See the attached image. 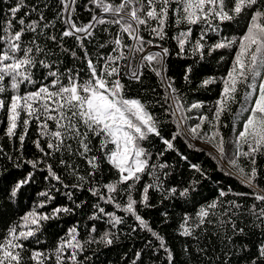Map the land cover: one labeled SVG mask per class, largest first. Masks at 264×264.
Wrapping results in <instances>:
<instances>
[{"label": "snow or ice", "instance_id": "obj_1", "mask_svg": "<svg viewBox=\"0 0 264 264\" xmlns=\"http://www.w3.org/2000/svg\"><path fill=\"white\" fill-rule=\"evenodd\" d=\"M9 2L10 0H0V3L4 4ZM90 2L110 18L105 19L104 16L93 14L87 24H78L77 20L73 19L77 11L78 0H58V9L52 20H48L44 14L49 7L48 3L45 2L43 7H40L39 0L35 4H27L25 0H12V6L8 8V15H0V112H4L7 116L6 135L13 137L16 135L17 127H21L18 140L22 147L28 127L31 121L35 120L38 135L46 139L47 149L52 150L47 152L41 147L39 140L34 141L44 156L58 152L62 155L67 153L69 157H82L90 166L91 171L88 175L92 177H95L96 173L100 171L102 161L110 164L117 171L119 179L103 187L107 189V193H128L126 207L122 211L130 213L140 226L159 241L160 247L167 253L169 264H172L174 256L171 250L166 247L164 237L153 231L149 224L137 214L136 205L138 202L131 195L132 188L150 167L151 154L142 142L148 140L152 135L160 136L158 121L140 99L125 97V85L121 83L119 62H125L123 64L124 74L130 80L139 83L143 75L142 69L147 65L161 77V82L164 83L165 78L162 73L165 70L164 59L168 55V49L161 48V51L143 55L145 45H152V40L145 41L141 35L142 26L150 35L154 34L156 38L164 39L165 29L169 26V14L172 13L173 23L176 26L182 23L187 25L204 23L207 25L208 31L219 35V25L214 21L224 23L233 21L242 14L250 13L246 32L242 36L221 38L208 47V54L220 49L238 48L232 69L223 80L224 96L217 101L214 115L218 121L220 115L227 110L228 101H235L237 86L242 83L246 85L250 91L244 94L246 103L242 107V111L249 112V115L236 137L238 151L234 154L231 163L239 169V173L244 177L248 186L255 188L256 185L252 183L257 176L255 157L257 154L264 155V0H90ZM85 8L90 12L93 11L87 8V5ZM34 14L35 18L29 19ZM56 21L64 26L59 35L46 33L47 29L56 27ZM104 24L118 26L111 41L113 48L111 54L97 53L96 58L93 59L89 55L84 41L94 35L98 25ZM125 34L133 42L132 44L124 42ZM206 36L207 31L202 32L199 39L195 40L190 48L191 51L198 52L201 57L204 55L206 47V44L201 41H205ZM190 37V28L179 34L181 53L185 51V45L190 43ZM65 38L74 39L83 52V62L87 67L84 77H81L78 69L68 68L62 71L60 68L62 61L59 57L55 60L51 59L55 53L52 48L48 47V41L53 42L60 52L67 53L69 49L63 46ZM106 46L107 44H100L98 48ZM152 46L161 47L160 45ZM137 53L141 54L139 61H136ZM71 55L76 57V52L72 51ZM134 61H136L135 64ZM40 68L45 70L44 76L39 80L34 79L33 69ZM185 79H188L187 74ZM214 82V79L206 80L204 84L208 85ZM21 85L34 86V90L21 94ZM167 88L170 89L169 99L173 101L176 110H183L184 106L179 102L180 98L176 94L177 90L172 82H167ZM6 92L11 95L5 96ZM253 97H255L254 102ZM6 100L7 110L5 111ZM202 106L201 103H194L187 111ZM21 113H24L22 121L20 120ZM197 119L200 124L190 127L189 131L198 137V129H201L208 117L202 115ZM49 121L54 127H50ZM209 123L213 127L216 126L215 121H209ZM217 137H219V151L223 153V138L218 132H213L208 140L211 142ZM161 139L167 149H173L170 140ZM93 140H97L96 145H93ZM110 145L111 147H109ZM245 145H247L248 151L242 150ZM93 152L97 154L88 155ZM239 156L250 158V163L253 165L251 172L245 173V170L239 167L236 163ZM27 163L33 167L37 166L35 161H27ZM59 163L66 165L71 173L75 174L76 169L72 163L63 158ZM155 167V165L152 166L153 174ZM159 167L164 168L167 165L162 164ZM191 167L200 171L196 165ZM48 171L53 178L60 181V177L53 172L51 165L48 166ZM30 179L31 177L28 176L17 181L12 195L15 196L16 191ZM85 179L84 176L78 177L79 181H85ZM158 179L159 177H157ZM120 185L127 187L120 188ZM156 186L155 184L146 186L139 203L149 207L148 189ZM65 187L68 186L65 185ZM73 187H79V184L73 185ZM90 191L93 195H98L95 189H90ZM172 191L174 192L175 189ZM260 191L264 193V189ZM186 193L187 189L181 195H186ZM44 195L47 194L44 193ZM99 195L101 199H104L103 194ZM225 195L226 193L221 190L220 196ZM237 195H249V193ZM254 198L264 205V194H256ZM114 199L115 197L108 196L106 202L112 203ZM227 203L228 208L221 214L214 211L218 207V203L214 201L207 208L201 207L194 219L185 216L180 225L182 229L180 235L198 240L199 235L207 231L206 225L216 226L220 229H225L230 225L231 235L219 234L231 245L233 237L243 235L245 230L238 228L232 219V216L238 214L233 210L239 209L241 205L235 201ZM96 207L98 213L92 217L93 219L100 218V214H105L112 216L114 224L121 223L122 218L105 213V209L99 205ZM115 207L120 209L121 205L116 203ZM62 211L69 212L70 210L68 208L54 209L55 214ZM249 211L254 219L260 222L256 227L264 225V206L256 210L253 205ZM230 212L231 215H229ZM224 216H228V219H223ZM51 218L33 211L22 217V224L17 223L10 226L7 236L0 240V264H49L50 261L53 264H83L78 259V254L83 253L85 244L105 243L111 245L113 243L110 232H106L99 240L90 238L81 242L77 238V229L73 227L69 230L66 238L61 239L52 250L41 251L26 248L24 241L36 237V233L42 227L41 221ZM190 219H192L191 224L189 223ZM95 232L96 228L93 226L90 233ZM35 242L40 243L39 240ZM187 251L188 249L185 247V252ZM199 251L205 252L206 249H199ZM26 252L27 255H25ZM224 257L222 264H228L229 253H224ZM256 260H259L260 264H264V242L258 246L257 256L252 264H256Z\"/></svg>", "mask_w": 264, "mask_h": 264}, {"label": "trees", "instance_id": "obj_2", "mask_svg": "<svg viewBox=\"0 0 264 264\" xmlns=\"http://www.w3.org/2000/svg\"><path fill=\"white\" fill-rule=\"evenodd\" d=\"M25 2L35 4L37 0H25ZM45 2L49 7L44 14L48 20H52L58 9V0H39V6L43 7ZM85 5L93 11L86 10ZM11 6L12 0L8 4L0 3V10H2L0 15L7 16L8 8ZM76 8L73 19L77 20L78 24H87L93 14L104 16L105 19L110 18L96 8L90 0H78ZM32 18H35V14L29 17V19ZM249 18L250 13L242 14L233 21L224 23L214 21L219 25V35L208 31L204 23L196 25L182 23L176 26L173 23L172 13L169 14V26L165 29L164 39L156 38L154 34L150 35L142 26L141 35L145 41L152 40V45L161 46L154 47L146 44L143 55L161 51V48L168 49V55L164 59L165 70L162 73L165 78L164 83L161 82V77L147 65L142 69L143 75L139 83L130 80L124 74L123 64L125 62H119L121 83L125 85V97L140 99L158 121L160 136L152 135L142 142L151 154L150 167L132 188L131 195L138 202L137 214L149 224L153 231L164 237L166 247L174 256L172 264H222L226 252L229 253L228 264H252V261L256 259L258 246L264 242V230H262L264 225L256 227L260 222L255 220L249 211L253 205L256 210L264 206L254 198L256 194H264L260 191L264 189V155L257 154L255 157L257 176L252 182L256 185L255 188L248 186L244 177L239 173V169L231 163L234 154L238 151L236 137L249 115V112L242 111L246 103L244 94L250 91L246 85L242 83L237 86L235 101H228L227 110L220 115L218 121L214 115L217 101L224 96L223 80L232 69L238 48L220 49L208 54V47L221 38L242 36L246 32ZM152 23L155 24V22ZM63 27L59 21H56V27L47 29L46 33L58 36ZM189 28L191 29L190 43L185 45V51L181 53L178 37L181 32H186ZM117 30V25H98L94 35L84 41L93 59L96 58L97 53L111 54L113 48L111 41ZM205 31H207V36L205 41L201 42L205 43L206 47L201 57L198 52H193L190 48L192 43L199 39L201 33ZM124 42L133 43L126 34ZM100 44H107V46L98 48ZM63 46L69 49V52H60L53 42L48 41V47L52 48L55 53L51 59L55 60L59 57L62 61L60 63L62 71L68 68L78 69L81 77H84L87 67L83 62V52L79 44L74 39L65 38ZM72 51L76 52V57L71 55ZM140 55V53L136 54V61H139ZM44 73L45 70L42 68L33 69V78L39 80ZM186 74L187 80L185 79ZM213 79L214 83L204 84V81ZM169 81L177 90L176 94L180 98L179 102L184 106L183 110L177 111L173 101L169 99L170 89L167 88ZM32 90L34 86L21 85V94ZM10 95L11 93H5V96ZM254 99L255 97H253V102ZM194 103H201L203 106L187 111ZM170 105L173 106L170 107ZM202 115H206L208 120L204 121L201 129H198L199 136L197 137L191 134L189 128L200 124L197 117ZM23 119L24 113H21L20 120ZM209 121H215L216 126L213 127ZM49 125L54 127L51 121ZM7 126V116L4 112H0V149H2L0 151V240L7 236L10 226L17 223L22 224V217L35 211L52 218L41 221L42 227L36 233V237L24 241L28 249L52 250L61 239L66 238L69 230L75 227L78 231L77 238L81 242L90 238L99 240L106 232L112 234L110 236L113 239L111 245L105 243L84 245L85 250L82 254H78V259L83 264H169L167 253L160 247L159 241L140 226L130 213L122 211L126 207L128 193H107V189L103 187L119 179L117 171L110 164L102 161L100 171L95 177L89 176L91 168L84 158L69 157L67 153L62 155L58 152L44 156L39 151L34 143L36 140L40 141L45 151L51 152L52 150L47 149L46 139L38 135L35 120H32L28 127L22 147L18 140L21 127H17L16 135L8 137L6 135ZM213 132H218L223 138V153L219 151V137L211 142L208 140ZM161 138L170 140L173 149H167ZM96 143L97 140H93V145ZM207 146L215 149L218 154L216 155L213 149L210 150ZM242 150L248 151L247 145ZM95 154L97 153L93 152L88 155ZM61 158L73 164L76 169L75 174H72L66 165L59 163ZM27 161H35L37 166L33 167ZM236 163L245 170V173L251 172L253 165L250 163V158L239 156ZM162 164H166L167 167L160 168L159 165ZM49 165L60 177V181L53 178L48 171ZM153 165L156 166L154 174ZM192 165H196L200 171L191 167ZM28 176L31 177L30 181L21 186L13 196L12 192L17 181ZM79 176H84L85 181H79ZM157 177H159L158 180ZM77 184L79 187H73ZM150 184L157 186L148 189L150 206L145 207L139 201L144 188ZM119 187L126 188L127 186L120 185ZM90 189H95L98 195H93ZM172 189L175 191L173 192ZM185 189H187L186 195H181ZM221 190L226 193L223 197L220 196ZM239 193H249V195H237ZM99 194H103L104 199H101ZM108 196L115 197L112 203L106 202ZM214 201L218 203L217 209L214 210L217 214L223 213L228 208L227 202L235 201L241 205L239 209L233 210L238 214L232 216V219L238 228H244V234L234 236L231 245L219 234L231 235L230 225L225 229L206 225L207 231L200 234L198 240L181 236L180 225L184 217L194 219L201 207L207 208ZM116 203L121 205L120 209L115 207ZM97 205L104 208L105 213L122 218L121 223L114 224L112 216L105 214H100V218L93 219L92 217L98 213ZM56 208H68L70 211L55 214L54 209ZM192 219L189 221L190 224ZM223 219L227 220L228 216H224ZM93 226L96 232L90 233ZM36 240L40 243L37 244ZM185 247L188 249L187 252H185ZM199 249H206V251L200 252ZM27 254L26 252L25 255ZM209 257L212 259H208ZM49 264L53 262L50 261ZM256 264H260V261L256 260Z\"/></svg>", "mask_w": 264, "mask_h": 264}, {"label": "rangeland", "instance_id": "obj_3", "mask_svg": "<svg viewBox=\"0 0 264 264\" xmlns=\"http://www.w3.org/2000/svg\"><path fill=\"white\" fill-rule=\"evenodd\" d=\"M187 132V131H186ZM210 150H211V148L212 147H210V146H207ZM213 149V148H212ZM213 152L217 155L218 154V152L215 150V149H213Z\"/></svg>", "mask_w": 264, "mask_h": 264}]
</instances>
